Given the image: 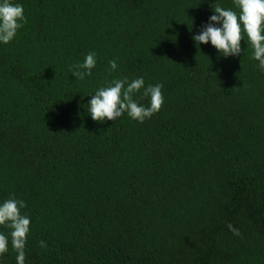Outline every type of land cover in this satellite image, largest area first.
<instances>
[{
	"label": "trees",
	"instance_id": "obj_1",
	"mask_svg": "<svg viewBox=\"0 0 264 264\" xmlns=\"http://www.w3.org/2000/svg\"><path fill=\"white\" fill-rule=\"evenodd\" d=\"M12 3L27 23L0 43V203L27 204L25 264H264V73L246 37L228 57L192 39L233 0ZM124 77L162 83L161 110L93 121ZM16 255L9 237L0 264Z\"/></svg>",
	"mask_w": 264,
	"mask_h": 264
},
{
	"label": "clouds",
	"instance_id": "obj_2",
	"mask_svg": "<svg viewBox=\"0 0 264 264\" xmlns=\"http://www.w3.org/2000/svg\"><path fill=\"white\" fill-rule=\"evenodd\" d=\"M236 10L226 9L219 3L212 5L214 14L208 23L203 25L200 33L192 37L197 46L208 44L217 49L224 57L239 56L242 52L241 41L247 38L252 49L251 59L258 61L256 65L264 73V0H233ZM27 23L23 5L12 3V0L0 2V43L8 44L17 35L18 30ZM219 25V26H217ZM191 31V29H189ZM112 71L117 69L115 60H110ZM96 66V53L86 54L83 62L69 67V72L78 80L92 75ZM163 84L145 86L143 77L129 80L127 77L115 78L97 88L88 102L87 111L93 121H115L123 114L140 123L158 113L163 104ZM142 90V98H148L147 106L138 103L133 97ZM27 204L12 194L0 203V226L9 229L6 235L0 232V256L8 252L9 237L12 249L17 253L16 264H25L27 236L30 232L31 219L22 214ZM234 236H240V230L227 225ZM41 248H47L45 241H39Z\"/></svg>",
	"mask_w": 264,
	"mask_h": 264
}]
</instances>
